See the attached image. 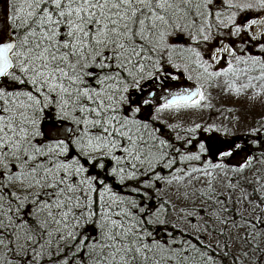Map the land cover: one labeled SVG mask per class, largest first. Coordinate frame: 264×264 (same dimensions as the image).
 I'll return each mask as SVG.
<instances>
[{"label": "snow or ice", "instance_id": "obj_1", "mask_svg": "<svg viewBox=\"0 0 264 264\" xmlns=\"http://www.w3.org/2000/svg\"><path fill=\"white\" fill-rule=\"evenodd\" d=\"M0 3V264H264V184H242L264 117L232 140L158 127L221 78L264 92V17L238 19L264 0Z\"/></svg>", "mask_w": 264, "mask_h": 264}, {"label": "rangeland", "instance_id": "obj_2", "mask_svg": "<svg viewBox=\"0 0 264 264\" xmlns=\"http://www.w3.org/2000/svg\"><path fill=\"white\" fill-rule=\"evenodd\" d=\"M240 3L247 2V0H238ZM3 9V4L0 3V11ZM264 17V12H257L254 10H247L240 13L239 20H251L260 19ZM253 34L264 31V24H258L253 26ZM240 40V39H239ZM228 43L229 41H224ZM211 45L219 46V39H213L209 42ZM237 47H244L245 41L236 42ZM251 48V44L247 45ZM253 52L256 49H252ZM223 63V62H222ZM246 80L243 78L237 81V86L240 83H244ZM177 83V82H173ZM185 84H191L192 82H183ZM208 102L210 106L202 107L200 109H189L182 112H164L161 114L160 124L163 127V133H170L179 135L180 138H184L186 135L185 129L194 126L199 123L202 127L208 124H213L220 129L215 133L199 132L198 138L208 135H215L222 140H232L240 138L247 131L255 121L264 117V92L261 91L259 83L256 88H249L243 90L237 94L230 91L227 85L223 83V78L219 82V87H212L207 89ZM231 110V111H230ZM177 126V127H173ZM227 131L230 135L225 136L224 132ZM242 142V141H241ZM259 153H256V155ZM257 155V156H258ZM230 162L235 165L240 157L235 159L229 158ZM231 176V173H229ZM244 176L247 178L243 181V187L247 192L251 193L254 188H258L260 184H264V164L253 161L251 168L246 169ZM260 181V184L257 181ZM226 182V181H225ZM241 196L240 188H237L233 193V199ZM264 196V191L256 193V200L259 202V197ZM238 209L247 216H257L261 214L260 209L252 211L253 205L244 204L237 205ZM235 229H233V233Z\"/></svg>", "mask_w": 264, "mask_h": 264}, {"label": "trees", "instance_id": "obj_3", "mask_svg": "<svg viewBox=\"0 0 264 264\" xmlns=\"http://www.w3.org/2000/svg\"><path fill=\"white\" fill-rule=\"evenodd\" d=\"M226 31V30H225ZM215 39H223L224 41H229L232 40L235 42V46H236V42H240L241 40H239L238 37H228L227 35L223 36V37H215ZM193 75L195 76V74L193 73ZM258 155V154H257ZM259 156V155H258Z\"/></svg>", "mask_w": 264, "mask_h": 264}, {"label": "flooded vegetation", "instance_id": "obj_4", "mask_svg": "<svg viewBox=\"0 0 264 264\" xmlns=\"http://www.w3.org/2000/svg\"><path fill=\"white\" fill-rule=\"evenodd\" d=\"M158 127H160L161 130H163V127L160 124H158ZM165 134L167 136H169V137H172V138H175L176 137V135H174V134H170V133H165ZM182 140H183V138H180V141H182ZM180 141H177V142L179 143Z\"/></svg>", "mask_w": 264, "mask_h": 264}]
</instances>
